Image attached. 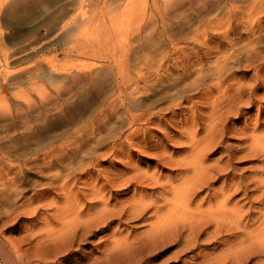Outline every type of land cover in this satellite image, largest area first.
Returning a JSON list of instances; mask_svg holds the SVG:
<instances>
[{"label": "bare ground", "instance_id": "bare-ground-1", "mask_svg": "<svg viewBox=\"0 0 264 264\" xmlns=\"http://www.w3.org/2000/svg\"><path fill=\"white\" fill-rule=\"evenodd\" d=\"M188 1L193 12L174 33L167 32L171 25L146 31L156 23L148 20L113 60L77 64L60 78L65 87L47 92L42 108L28 101L21 111L2 86L0 264H140L167 242L177 245L174 256L196 251L187 264H264V120L239 129L245 155L260 163L250 174L233 166L240 155L227 146L214 162L206 158L234 129L227 131L229 120L254 105L263 109L264 0ZM42 2L0 0V22ZM198 22L212 25V33L187 27ZM70 34L85 57L88 33ZM181 34L198 46L176 49L166 60L167 41ZM151 49L153 57L144 55ZM14 53L0 59V84ZM80 120L92 123L77 131L79 139H62L58 132L67 134ZM168 141L184 155L176 158ZM145 157L163 161L170 174L143 166ZM132 186L128 197L117 194ZM92 238L101 249L79 252Z\"/></svg>", "mask_w": 264, "mask_h": 264}, {"label": "rangeland", "instance_id": "rangeland-1", "mask_svg": "<svg viewBox=\"0 0 264 264\" xmlns=\"http://www.w3.org/2000/svg\"><path fill=\"white\" fill-rule=\"evenodd\" d=\"M2 1H6V0H2ZM235 3H240V1ZM190 7H191V1L188 0H183L180 3L178 2V0H46V2H42V5H40L39 7L36 6L35 8L33 7L32 8L33 12H24L23 14L21 13L19 14V17H17V19L6 18L4 22L3 21L0 22V59L3 60L4 55L8 54L9 52L11 53L15 51V53L12 58L7 60V64L4 66L6 73H8V71L10 72L8 73L7 78L4 81H2L0 84V94H1L2 86H5L7 91L6 93L11 98V100L17 99V100H13V102L17 101L18 103L19 102L21 103V111L27 110L26 105L28 101L31 103V104L28 103L31 107L40 106V108H42V106L45 103H48L49 101L48 95H51V92H53L52 95L55 94L54 91H52L53 89L56 91V89L60 86L65 87V85H63V82H61V80L59 81L60 78L63 79L66 76V74L78 70V67L81 69L82 66L88 65L90 68L91 66L94 67V65L95 66L100 65L102 63L106 64L109 60H113L115 58L114 55H116L113 51H117L122 46L127 45L129 43V38L131 37L130 34H132L134 30H138L140 27L145 28L144 26L148 22V20L154 19L156 20V23L151 25L150 28H148V30L146 31H149L152 28L162 30L164 26L171 25V29L167 30V32L174 33L176 31L175 30L176 22L179 21V23L181 24V21L183 20L185 14H192L193 11L191 10ZM222 9H219L218 13L217 10L216 13L219 14L222 11ZM202 13H206V12L203 11ZM191 25L192 24H189L187 27H189L191 31L198 27L197 29L198 34L202 32H206L209 36L213 31L212 25H204V24L202 25L201 22H198L196 25L193 26ZM71 29H74V31L85 30V32L88 33V34H83L84 36H88V37H84V36L82 37L84 40L82 46H85L86 49L90 43L94 44V45H89L88 47V49L90 48L89 50L88 49L86 50L85 48L83 49L82 52H84L85 50L84 53L85 55L87 54L86 56L88 57L87 58L85 56L87 58L86 60L85 57H83L84 54H82L83 56L81 54L78 55L79 54L78 51L81 46L80 44L77 45L76 43L73 42V39L71 38L72 34L69 35ZM97 39H99V42ZM169 39L172 40L173 42L170 43L167 41L166 46L169 45L168 46L169 55L166 60H171L174 57L173 53L177 52L181 47H184L185 50L189 51L193 46L195 45L198 46L197 40H193V39L189 40L187 38H184V35L182 34L176 35ZM164 42H166V40ZM72 45L73 47H69ZM113 46H115L116 49L113 48ZM117 47L119 49H117ZM107 48L108 50L110 49V51H108ZM67 51H69L68 52V54L70 53L69 55L67 54ZM107 51L109 52L108 54ZM93 53L95 55L94 59L92 58L94 57ZM74 54L76 55L74 56ZM153 54H155L154 49H151L149 51L148 50L144 51V55H147L148 57H153ZM108 57L109 59H107ZM102 58L105 59L106 61L103 60ZM141 58H143V56H141ZM96 59L97 62L95 61ZM79 60H81L82 62ZM77 64L78 65L80 64L81 66L77 67ZM73 68L76 69L74 70ZM84 69L86 70L88 68L86 67ZM27 70L30 71V74L27 72ZM247 73L250 74L251 71H248ZM28 74L30 76H27ZM19 77L23 78L24 80L21 79L19 81ZM40 80L41 82H39ZM28 83L29 85H25ZM33 83H35V85L37 84L36 85L37 87L36 86L34 87ZM58 83H61L62 85L59 84L58 86ZM30 86H33V90L32 87ZM46 86L47 87L50 86L51 88L50 89L46 88ZM39 88H41V90ZM11 89L15 91L12 90L13 91L12 92ZM47 89L48 91H46ZM111 90L112 89L109 90V93L111 92ZM42 97H44V99L47 97L48 98V99L46 98L47 101L44 100ZM22 100L23 101L27 100V101L23 102ZM40 102H42V104H40ZM262 107L263 109L261 108V111L257 110L256 105H254L252 108L249 109H245V110L243 109V112L247 113L246 115L244 116L242 115L235 119L233 118L227 122V127H228L227 131L230 130V127H234V129L228 132L226 131L227 133L224 135L222 139L223 142L221 141V143L218 146H214L207 153V156L205 155L208 162L210 163L214 162L220 156V152L223 150V148L227 146L229 148V151H231V153H234L236 156L240 155V159H236L237 161L235 159L233 160V166L243 169L247 168V170L248 169L250 170V168H252L253 165L260 164L255 157L250 155H245L246 150L244 149V146L247 144V141L245 140V137L243 136L241 131H239V129L241 128V126L243 127L244 124L248 125L249 127H252L257 120H258L257 122H259V120L260 122L263 121L264 105ZM80 121L73 123L72 128L74 129V131L73 129H70L69 131H67L66 134V130L64 131L60 130L58 134L60 135L63 134L62 139L65 138L76 139V136L78 137L77 139H79V135H80V133L78 135L79 130L81 131L84 125L92 123L91 121H86V120H85L86 122L83 120ZM65 134L68 136H65ZM168 144L171 147V150H175L177 155L176 158L184 155V152L179 154L182 149H173L172 141H168ZM145 159L147 160H143V164H142L143 166L146 165L148 167H157L158 170L161 171L163 175H165L166 173L170 174V171H168V166L164 164L163 161H160L159 159H152L146 157ZM247 170L245 169V174L248 175L250 173L249 170L248 171ZM133 189L134 187L132 186L127 188L126 190L118 191L117 194L125 195L128 197L130 194H132ZM31 193L32 192H27L26 195H30ZM139 230L142 229L140 228ZM90 241L91 242L88 243L87 245L82 246L79 252H82V250L88 249V247L91 246L94 247V249L95 247L101 249L102 246H94V244L98 242L97 238H92ZM150 247L151 246H149L148 248ZM209 248L210 246L207 249ZM147 249H145L146 251L145 253H148L147 251H149V249L148 250ZM176 249H177V245L174 246V243L167 242V245H165V247L159 246L158 249H156L152 253L153 254L151 255L152 257L150 256L148 259H144L143 262L141 263L187 264L186 262L189 263L190 261L192 262L191 260L192 254L195 253L196 251L188 254L184 253L185 255L180 254L181 256L171 255V253L175 252ZM78 253H73L72 255L74 256L79 255ZM63 258H65V256L61 257L60 260H64ZM187 259L190 260L188 261ZM50 264H54V263H50Z\"/></svg>", "mask_w": 264, "mask_h": 264}]
</instances>
